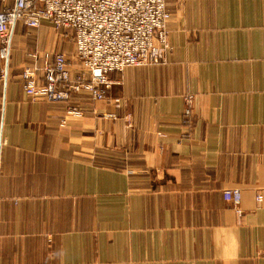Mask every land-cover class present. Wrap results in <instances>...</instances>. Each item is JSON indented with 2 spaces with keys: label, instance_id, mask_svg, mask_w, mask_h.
I'll use <instances>...</instances> for the list:
<instances>
[{
  "label": "crops",
  "instance_id": "1",
  "mask_svg": "<svg viewBox=\"0 0 264 264\" xmlns=\"http://www.w3.org/2000/svg\"><path fill=\"white\" fill-rule=\"evenodd\" d=\"M166 2V61L112 72L108 98H77L84 116L65 125L68 104L32 102L21 80L59 50L52 26L16 25L0 81V264H264V0Z\"/></svg>",
  "mask_w": 264,
  "mask_h": 264
},
{
  "label": "built area",
  "instance_id": "2",
  "mask_svg": "<svg viewBox=\"0 0 264 264\" xmlns=\"http://www.w3.org/2000/svg\"><path fill=\"white\" fill-rule=\"evenodd\" d=\"M170 19L166 0H16L0 10V81L9 78L12 35L18 23L39 28L48 22L53 29L69 34L80 65L77 71L69 57L57 50L39 54L40 61L21 74L23 90L32 102L68 104L61 120L65 125L68 117L84 116L81 105L75 104L77 98H108L115 83L112 72L166 61L172 50ZM193 99L192 94L185 96L184 117L189 116ZM119 102L115 99L117 105ZM223 197L242 216L241 190L225 189ZM262 199L259 194L257 200Z\"/></svg>",
  "mask_w": 264,
  "mask_h": 264
},
{
  "label": "rangeland",
  "instance_id": "3",
  "mask_svg": "<svg viewBox=\"0 0 264 264\" xmlns=\"http://www.w3.org/2000/svg\"><path fill=\"white\" fill-rule=\"evenodd\" d=\"M51 32H52V38L57 43V46H54L53 45L52 47H54L56 49L58 48L59 50H63V47H64V44L65 43H71L73 45V41H72L71 36L69 34H67L66 32H64V31H57V30H55L53 28L51 29ZM170 52H172V50ZM66 53L68 54L69 61L71 63L72 68L75 69L74 71H77L80 68V65H79V61H78V58H77L76 54L74 53L72 55H69L68 52H66ZM193 101H194V99L192 100V102ZM110 117H112V116H110ZM127 119H128V122L131 121L130 120V117L128 115H127Z\"/></svg>",
  "mask_w": 264,
  "mask_h": 264
}]
</instances>
